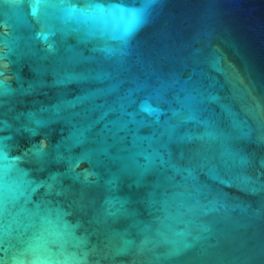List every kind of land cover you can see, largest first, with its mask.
Returning a JSON list of instances; mask_svg holds the SVG:
<instances>
[{
    "label": "water",
    "instance_id": "water-1",
    "mask_svg": "<svg viewBox=\"0 0 264 264\" xmlns=\"http://www.w3.org/2000/svg\"><path fill=\"white\" fill-rule=\"evenodd\" d=\"M0 264H264V0H0Z\"/></svg>",
    "mask_w": 264,
    "mask_h": 264
}]
</instances>
